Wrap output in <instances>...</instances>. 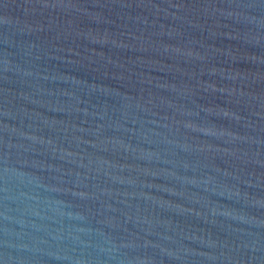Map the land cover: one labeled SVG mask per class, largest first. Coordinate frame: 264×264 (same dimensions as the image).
I'll return each mask as SVG.
<instances>
[{"label": "water", "instance_id": "95a60500", "mask_svg": "<svg viewBox=\"0 0 264 264\" xmlns=\"http://www.w3.org/2000/svg\"><path fill=\"white\" fill-rule=\"evenodd\" d=\"M0 264H264V0H0Z\"/></svg>", "mask_w": 264, "mask_h": 264}]
</instances>
